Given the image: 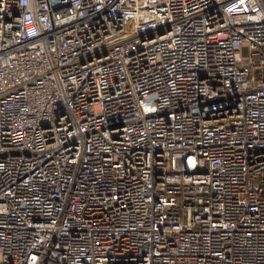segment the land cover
I'll list each match as a JSON object with an SVG mask.
<instances>
[{
    "label": "built area",
    "instance_id": "1",
    "mask_svg": "<svg viewBox=\"0 0 264 264\" xmlns=\"http://www.w3.org/2000/svg\"><path fill=\"white\" fill-rule=\"evenodd\" d=\"M0 264H264V0H0Z\"/></svg>",
    "mask_w": 264,
    "mask_h": 264
}]
</instances>
